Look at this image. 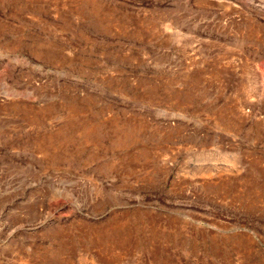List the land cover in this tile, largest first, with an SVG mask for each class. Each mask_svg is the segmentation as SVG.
Wrapping results in <instances>:
<instances>
[{"label": "rangeland", "instance_id": "1", "mask_svg": "<svg viewBox=\"0 0 264 264\" xmlns=\"http://www.w3.org/2000/svg\"><path fill=\"white\" fill-rule=\"evenodd\" d=\"M0 264H264V0H0Z\"/></svg>", "mask_w": 264, "mask_h": 264}]
</instances>
